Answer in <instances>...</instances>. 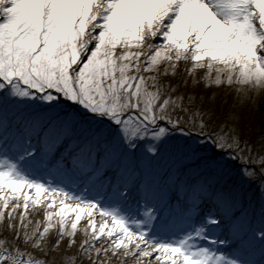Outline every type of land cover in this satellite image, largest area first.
Segmentation results:
<instances>
[{"label": "snow or ice", "instance_id": "6c2138e0", "mask_svg": "<svg viewBox=\"0 0 264 264\" xmlns=\"http://www.w3.org/2000/svg\"><path fill=\"white\" fill-rule=\"evenodd\" d=\"M181 61L208 86L264 89V0H0V264H264V207L249 215L238 182L264 199V168L247 167L264 156L204 132L170 95L179 81L162 78ZM172 199L189 223L160 234Z\"/></svg>", "mask_w": 264, "mask_h": 264}, {"label": "rangeland", "instance_id": "374dc122", "mask_svg": "<svg viewBox=\"0 0 264 264\" xmlns=\"http://www.w3.org/2000/svg\"><path fill=\"white\" fill-rule=\"evenodd\" d=\"M166 65L161 66V70ZM192 67L191 61L185 63L181 61L177 67V76H169L162 78L163 80L170 81L171 83H177L179 81L177 90L170 92V95L175 98L183 96L182 106L187 112L194 113L192 120L199 124L204 123L206 127L203 129L207 133H215L217 129L222 128L225 134L231 137H238L239 144L244 151L238 154H242L249 159H258L264 156V89L256 91H250L247 96L243 92H236L235 87L224 86H208L203 80L205 75L204 69H196L195 72L189 73L187 70ZM144 75L150 76L155 73H144ZM186 81V83H185ZM151 83V81H149ZM194 97L195 99H189ZM211 98V103L209 100ZM183 114V113H182ZM185 119L188 117L185 115ZM192 131H201L199 127L191 129ZM15 143L12 130L9 131L8 149H12ZM4 142L0 140V147H3ZM10 156L14 155L12 151L8 153ZM139 155V153H138ZM165 160L167 159V152L163 153ZM230 167L236 177H240V170L244 165L239 162H229ZM22 166L25 167L33 176L58 182L61 184H72V180L69 176L63 173L48 168H43L40 164L25 160L22 162ZM247 167L255 168L257 172L261 168H264V163H250ZM244 196V208L249 215L255 218L259 217L261 208L264 207V199L261 198V194L258 191L256 182H249L242 178L238 181ZM75 187V185H73ZM94 195L95 193H90ZM168 199V197H166ZM172 205H175V211L169 213L165 211L162 213L163 219L156 224V231L160 234L178 231L180 228L186 227L189 223L188 213L190 205L183 202L177 203L175 199L171 200ZM203 212L208 211V206H202ZM45 207L36 206L31 208L28 213L31 220L43 219L45 216ZM182 213V214H181ZM98 215V214H97ZM192 215L195 216V212L192 211ZM74 218V217H73ZM87 227V219H82L78 224V231L76 233L77 239H84V229ZM229 244H233L229 241ZM222 251H231L228 245L221 247ZM125 264H132V258L129 257L125 261Z\"/></svg>", "mask_w": 264, "mask_h": 264}, {"label": "bare ground", "instance_id": "6f19581e", "mask_svg": "<svg viewBox=\"0 0 264 264\" xmlns=\"http://www.w3.org/2000/svg\"><path fill=\"white\" fill-rule=\"evenodd\" d=\"M27 221H31V224L29 225V229H31L32 227H34L37 222H39L41 225L43 224L44 222V218L43 219H35V220H31L30 216H29V213H27V220L25 221L27 223ZM53 235V233H50L49 235V239H51V236ZM83 240V239H82ZM81 241V239H77V244H79V242ZM61 247H63V245H61ZM75 249H70L69 252H72L74 251Z\"/></svg>", "mask_w": 264, "mask_h": 264}]
</instances>
